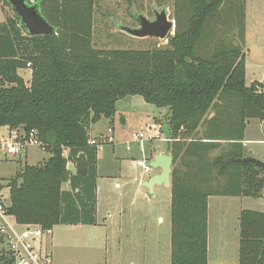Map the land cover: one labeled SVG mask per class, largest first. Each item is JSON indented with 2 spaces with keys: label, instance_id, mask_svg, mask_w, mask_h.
I'll return each instance as SVG.
<instances>
[{
  "label": "trees",
  "instance_id": "obj_1",
  "mask_svg": "<svg viewBox=\"0 0 264 264\" xmlns=\"http://www.w3.org/2000/svg\"><path fill=\"white\" fill-rule=\"evenodd\" d=\"M96 3L34 0L52 35L31 36L12 8L0 23V128L36 130L50 155L9 180L8 212L47 232L96 226L99 149L88 145L91 127L114 122L118 103L140 96L167 110L155 122L171 131V264H208L209 198L264 191V171L233 162L250 155L248 122H264V78L246 83V0H174L175 35L149 50L94 47ZM222 19L238 27L240 42L215 41L211 28ZM0 264H13L7 251ZM239 264H264L263 213L241 214Z\"/></svg>",
  "mask_w": 264,
  "mask_h": 264
},
{
  "label": "rangeland",
  "instance_id": "obj_2",
  "mask_svg": "<svg viewBox=\"0 0 264 264\" xmlns=\"http://www.w3.org/2000/svg\"><path fill=\"white\" fill-rule=\"evenodd\" d=\"M28 1L34 3V0ZM173 4L174 0H97L94 47L104 50H149L165 47L170 35L165 40L140 39L122 32L120 26L138 28L135 15L141 14L153 20L155 12L165 9L169 19L175 23L171 33L175 35L176 16ZM12 16L13 10L0 0V23ZM220 21L221 23L211 28L215 41V37L220 35L225 42H240L238 27L229 26L225 19ZM244 50L248 60L246 83L250 86L264 74V0H246ZM19 73L25 82H29L30 70L24 69ZM117 107L114 125L111 123L115 142L100 147L98 154L100 165L98 217L101 221L110 202L109 196L107 199L108 192L102 188L103 175L105 172L116 173L121 170L123 181L120 182L127 183L128 189L123 199L127 207L125 221L128 224L125 223V226L121 227L116 221L113 227L99 230L92 226L59 225L51 232L44 231L42 252L50 253L52 264H171V185H156L155 189L150 191L144 183L149 181L156 171L153 170L150 175H146L136 165V162L143 158H147V162L153 160L154 153L151 148L167 150L165 137L156 128L164 126L155 122L156 118L164 119L167 110L146 103L140 96L127 97L121 100ZM123 119L126 120L125 125L122 123ZM109 123V120L102 119L94 124L92 134L97 136L102 131L107 133ZM154 124L157 126L153 127ZM141 132L145 135L143 143L133 138V134ZM5 133V128H0V135ZM248 136L264 140V122L253 120L249 126ZM249 148L264 151V145ZM49 157L43 148L33 147L29 149L27 159L24 155L17 159L0 161V189L8 204L9 180L20 173L26 163L35 165L48 160ZM132 157L136 160L134 161ZM120 192L122 195L124 188L120 191L113 189V193ZM132 201H135L134 205H131ZM209 208L208 264H239L241 214L247 210L264 214V191L259 198L217 194L209 198ZM160 217L163 219L162 222ZM97 231L98 233L101 231L103 235L99 237ZM2 244L0 238V253L5 251Z\"/></svg>",
  "mask_w": 264,
  "mask_h": 264
},
{
  "label": "built area",
  "instance_id": "obj_3",
  "mask_svg": "<svg viewBox=\"0 0 264 264\" xmlns=\"http://www.w3.org/2000/svg\"><path fill=\"white\" fill-rule=\"evenodd\" d=\"M31 68L30 64L28 69ZM5 135H0V161L17 159L26 155L30 148H42L36 130L27 131L23 128L9 130L5 128ZM135 141L143 143L145 135L133 134ZM164 141V140H163ZM115 142L114 128L109 126L107 133L97 139H90L89 146L100 147ZM143 147V145H142ZM144 153V149L142 148ZM137 166L143 169L144 174L150 175L153 169L147 158L137 161ZM2 189H0V238L3 248L13 259V264H52L50 253L42 252L44 231L39 226H22L8 212Z\"/></svg>",
  "mask_w": 264,
  "mask_h": 264
},
{
  "label": "water",
  "instance_id": "obj_4",
  "mask_svg": "<svg viewBox=\"0 0 264 264\" xmlns=\"http://www.w3.org/2000/svg\"><path fill=\"white\" fill-rule=\"evenodd\" d=\"M11 8L20 17V23L23 25L28 33L33 36H45L55 33V28L42 16L38 5L29 3L27 0H7ZM138 22V28H131L127 26H120V30L131 37L146 39L155 38L159 40H165L168 35H171L175 23L169 19L168 13L165 9L160 12H155V18L149 20L144 15L137 14L134 16ZM125 125V120H122ZM161 132L165 137L167 143V153L157 155L152 161L149 162V166L155 170H160V174L153 176L144 185L153 191L156 185H171V174L173 168V158L170 154L171 151V131L168 126L161 128ZM84 159V155L81 156ZM241 165H253L257 169L264 171V160L258 159L250 153L248 157L240 160L233 161ZM69 170L76 174V168L73 165L69 166Z\"/></svg>",
  "mask_w": 264,
  "mask_h": 264
},
{
  "label": "crops",
  "instance_id": "obj_5",
  "mask_svg": "<svg viewBox=\"0 0 264 264\" xmlns=\"http://www.w3.org/2000/svg\"><path fill=\"white\" fill-rule=\"evenodd\" d=\"M263 78H264V74H263L262 78L260 80H258V81L261 82L263 80ZM252 121L253 120L248 122L247 129H246V132H245V140L243 142V145L248 150V152L252 154V156H254V157L258 158V159L264 160V151H262V150L258 151L256 148L255 149L249 148L250 146H252V147L254 146L255 147V146H259V145H264V140H260L259 138H255L254 139V138H251V137L248 136V134H249V126L251 125ZM112 123L114 125V122H112ZM109 124L111 126V122ZM154 126H157V125L154 124L153 127ZM156 128H157V130L159 129L160 132H161V128L160 127L157 126ZM159 130H158V132H159ZM105 134H106V132L102 131L99 134H97V136H95L94 134H92V127H91V131H90V137L91 138L97 139V138H99L101 136H104ZM154 144H155V142H153V145ZM142 148L144 149V146ZM151 151L154 153V157H156L157 155H162V154H166L167 153V150H164V149L158 150L157 148H154L153 150L151 148ZM152 152H150V157L152 155ZM27 158H28V152L26 153V159ZM132 159H134V161L136 160L133 157H132ZM136 165H137V162H136ZM99 166L100 165H99V160H98V181H97V186H98V211H97V225L96 226H92V227L95 228V229H98V230L101 229V228H108L109 229L110 226L113 227L115 225L116 221H118L117 224L119 226L123 227V226H125L124 224L126 223V221H125L126 218L125 217H126V213H127V207H125V205H124L125 202L123 200L125 198V195H126L127 190H128L127 189V183L121 184V182H120V181H123L121 170L116 172V173H114L113 171L105 172V175H103L104 182H103L102 188L105 189L108 192L107 199H108V196H109L110 197L109 198L110 202H108L109 204L106 207L107 209H105V216L100 221L99 217H98V213H99V209H100V202H99V198H100ZM138 168H140V167H138ZM140 169L143 171L142 168H140ZM158 174H160V170L156 171V173H155V175H158ZM123 188H124V192L122 193V195H121V192L120 193H113V189H115L116 191L117 190L120 191ZM154 189H155V187H154ZM132 202L133 203L131 205H134L135 201H132ZM209 212H210V208H209ZM123 215H125V216L123 217ZM160 221L161 222L163 221L162 217H160ZM126 224H128V222ZM99 232L100 233H98V231L96 232L97 235L98 236L99 235L102 236L103 234L101 233V231H99ZM208 248H209V245H208Z\"/></svg>",
  "mask_w": 264,
  "mask_h": 264
}]
</instances>
